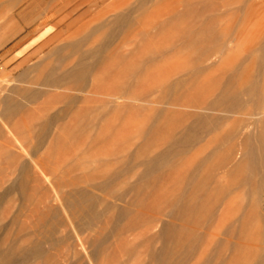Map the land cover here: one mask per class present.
<instances>
[{"label": "rangeland", "instance_id": "1", "mask_svg": "<svg viewBox=\"0 0 264 264\" xmlns=\"http://www.w3.org/2000/svg\"><path fill=\"white\" fill-rule=\"evenodd\" d=\"M263 36L264 0H0V264H256L258 114L209 107Z\"/></svg>", "mask_w": 264, "mask_h": 264}, {"label": "bare ground", "instance_id": "2", "mask_svg": "<svg viewBox=\"0 0 264 264\" xmlns=\"http://www.w3.org/2000/svg\"><path fill=\"white\" fill-rule=\"evenodd\" d=\"M254 50L255 52H258L256 61L262 64L264 62V36L258 42V46L257 48L255 47ZM51 77H53V75ZM51 77L48 78V80L50 79L51 81L53 79V78L51 79ZM58 79L60 78L56 77V80ZM256 79L257 78H255L254 80L256 81ZM257 82L251 83L250 85L247 86L242 85L241 86L242 89L236 92L234 91L230 93L227 89H225V91H223L220 95L216 97V99H214L209 109L212 108L211 106L219 107L222 104H225V107L223 108L224 111L228 113H234L238 108L242 107L245 104L244 97H246L247 99H249L248 102L251 103L253 109H255L254 111H257L256 114H258V116L257 115L254 116H257L258 118L255 117L256 119L252 123H249L250 125H253V131L244 135L240 143L242 144L243 147V154L245 156V160L244 162L242 160L237 161L235 167L232 168L230 172L231 173L233 172L235 175L241 177L240 180L235 184L241 185V184L251 183L252 185H254L253 187L257 193L256 197L258 198L257 204L260 207L258 214L256 213V218L260 222V225L257 230L258 232L264 233V84H259V82L258 83ZM197 118L199 119V121L202 120L201 117H197ZM212 121H209L208 119L207 123L212 124ZM231 133L232 132H229V134ZM194 173L195 172H193V174ZM191 184L192 186L190 189L193 191H197L200 187V184L195 181ZM222 190L224 193H228L231 190V186L226 187ZM177 200H179V198H177ZM177 200L175 201V203L172 204L173 206L176 207L181 206L179 205L180 203ZM191 205L192 207H195L196 206L195 201L192 200ZM261 210H263V212ZM174 215L175 214L173 213H168L166 216L169 218H173L176 217ZM176 215L180 216L179 214ZM211 215H212L211 210H209L208 216ZM244 225H245V219L244 216L241 215V217L237 218L229 226L231 228L239 229L244 227ZM170 230L171 231L177 230L175 223L164 220L160 230L161 234ZM176 234H178V232ZM165 256H166L165 253L160 252L156 257H154L155 264H165L164 262ZM256 264H264V249L259 250Z\"/></svg>", "mask_w": 264, "mask_h": 264}, {"label": "crops", "instance_id": "3", "mask_svg": "<svg viewBox=\"0 0 264 264\" xmlns=\"http://www.w3.org/2000/svg\"><path fill=\"white\" fill-rule=\"evenodd\" d=\"M55 38V37H54ZM52 39V38H51ZM50 39V40H51ZM36 37L33 35V36H31V37H29V38H27L25 41H24V43L22 44V46L20 47V48H18V55H20V54H26V53H28L30 50H32V49H35V48H29L31 45H36ZM37 44H38V42H37ZM55 49L53 48V52H55L54 51Z\"/></svg>", "mask_w": 264, "mask_h": 264}]
</instances>
